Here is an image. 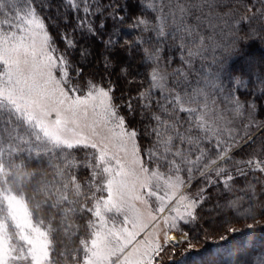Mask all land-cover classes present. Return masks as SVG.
<instances>
[{
	"label": "snow or ice",
	"instance_id": "6c2138e0",
	"mask_svg": "<svg viewBox=\"0 0 264 264\" xmlns=\"http://www.w3.org/2000/svg\"><path fill=\"white\" fill-rule=\"evenodd\" d=\"M201 26L227 29L229 55L242 57L241 42L264 43V0H0V264H156L182 243L169 233L195 224L210 188L231 192L243 178L255 197L264 149L240 159L233 149L264 127V76L248 59L249 124L234 133L218 98L239 114L238 86L248 84L240 73L225 89L223 61L210 74L193 69L207 59ZM166 47H179L186 68L169 71ZM73 227L83 235L68 257L57 237Z\"/></svg>",
	"mask_w": 264,
	"mask_h": 264
},
{
	"label": "rangeland",
	"instance_id": "374dc122",
	"mask_svg": "<svg viewBox=\"0 0 264 264\" xmlns=\"http://www.w3.org/2000/svg\"><path fill=\"white\" fill-rule=\"evenodd\" d=\"M53 11H55L53 9ZM149 17L154 20L155 13H148ZM45 18H47V14H45ZM49 23V29L52 31V34H56V27L55 25H52L51 22ZM189 23H193V20L189 18ZM111 26V25H109ZM205 30L203 32L206 36V47L207 51L204 53V56L207 57V59L201 60L199 58H196L193 61V69L196 71L200 70H206L207 73H211L214 68L218 67L219 65L215 63V61H223L224 64L228 63L229 65L232 64L231 68H228L227 71L224 72V79H223V87L229 91H231L234 87H237L234 85L230 77L232 75H238L239 73H244V78L247 81V88H245V85L241 83L239 87V91L237 93L238 99L245 105L244 109L240 111L238 114L234 108V105H229L227 99H226V93H221L219 96V100L223 101V104L221 105V110L225 112L227 119L231 121L230 127H232L234 133L238 132L240 135L244 134L245 131V125L249 124V117H248V102L253 98L250 96V93L253 91V88L256 86V81L253 76H251V72L249 69V65L247 63V60L250 59L256 66L259 67V75L264 76V43H262L258 38H252L248 41V43H241V48L243 49L244 55L239 58H233L229 55L228 52V46L230 45L231 41L234 39V37L230 34V32L225 29L224 31H221L219 28L216 29L215 34H213L212 30L207 28L206 26H202ZM125 32L127 33V30L125 29ZM208 33V34H207ZM207 34V35H206ZM130 35V34H129ZM207 37H211V39H207ZM243 37V36H242ZM132 38V35L129 36V39ZM170 38V37H169ZM171 40V38H170ZM100 51L99 45L97 46V52ZM185 56H187V51L185 52ZM132 58L129 57V60ZM211 62L212 68L209 70L206 65V62ZM179 61L173 66L171 64L169 71L171 69L177 68V67H185L181 63L180 57ZM214 61V62H212ZM231 62V63H230ZM240 62V63H239ZM236 63V64H235ZM223 64V65H224ZM200 65L204 66V68H199ZM139 66V61L132 60V68L133 70L135 67ZM197 67L199 69H197ZM187 70V69H186ZM143 72V69H141ZM240 71V72H239ZM89 72L86 71L85 75H88ZM190 80L195 83L196 79L198 78L196 75L190 72L189 74ZM123 87V84L121 85ZM133 90H135V85H133ZM119 95V93H117ZM227 105V107H225ZM257 122L258 123H264V100H260L257 102ZM183 115V114H182ZM210 119H212L211 115L209 116ZM264 127H256L255 125H252L248 130L251 132L252 140L254 141L255 138L258 137V134L261 130H263ZM259 141H261L264 144V134L259 137ZM258 141V140H257ZM255 142L249 141L241 144L240 148L233 149V153L240 149L241 153L238 156H235L236 159H240L242 156H245V154H252L254 152L249 151L253 148V144ZM248 145V146H246ZM246 146V147H245ZM264 146V145H263ZM263 146L259 145L258 150L264 149ZM255 147V146H254ZM247 148V149H246ZM259 151L255 152L258 153ZM78 159L82 160L84 158V151L79 150L75 153ZM31 170V169H30ZM89 178L88 172L84 168H80L78 171V180L81 183H84ZM240 181H235L233 185V191L227 192L225 191L222 186L212 187L211 192H209L208 199L217 197V200H212V202H209L208 204V210L210 209V213L208 214L209 219V225L214 227H221L223 229L217 230L218 234L212 236L206 237V239L201 240L200 243L198 241L192 240L191 236L188 234V228H190V225H181V228L183 231H172L169 234L175 238L176 241H181L182 243L178 244L177 247H167L165 250L161 253L163 255L164 253L171 251L170 249H178V248H188L194 251H198L199 248L204 245L208 244H214L217 245L224 243L229 238L235 236L236 234H242L246 231L253 232V231H263V235L259 236L258 240H255L254 244L247 243L249 238H245L244 240H240V242L233 243L231 246H228L227 250H223L221 252V256L217 258L216 261L212 262V264H260V261L262 258H264V212L261 211V206H264V194L257 191L258 187H262L260 184H255V197L252 196V192L250 189H248L247 184L248 182L244 180L243 178ZM251 179V178H250ZM238 180V179H237ZM237 184H240L239 186H236ZM200 187V181L199 177L196 178L194 181V185L191 188V192L195 193L197 189ZM240 197H246V199H239ZM232 200H238L239 203L237 207L230 208L227 207L230 201ZM207 202V201H206ZM205 202V205H206ZM252 205L253 208V215L249 217H244L243 215H240L239 213H243L245 209L249 207V205ZM202 208V207H201ZM200 210H198L197 215L199 216ZM227 218H230L231 221L227 224L222 223L227 220ZM81 224H83V221H80ZM249 225H252V228H249ZM230 229L232 231H230ZM77 229L75 227L70 228L68 230L67 234L61 233L60 236L57 237L58 243L57 248L58 250H63L68 257L71 256L74 249L78 248L79 246V238L81 235H83V229L81 228L79 230L78 235H73ZM216 231V230H215ZM185 232H187V236L185 235ZM226 239H222L225 238ZM262 238V239H261ZM262 242H261V241ZM206 241V242H205ZM247 241V242H246ZM162 242V237H161ZM251 242V241H249ZM207 243V244H206ZM184 244V245H183ZM245 245L255 248L254 250H244L246 249ZM261 246V247H259ZM207 247V246H206ZM204 247V248H206ZM193 251V252H194ZM192 252V251H191ZM187 253V252H186ZM188 257V256H187ZM187 257H184L182 260L184 262L186 261ZM210 254H203V257H201L203 260L213 261L214 259L210 258ZM159 257L157 258L156 264H160L158 261ZM220 261V263L218 262ZM61 264H67V262L64 260V258H61Z\"/></svg>",
	"mask_w": 264,
	"mask_h": 264
},
{
	"label": "trees",
	"instance_id": "16d2710c",
	"mask_svg": "<svg viewBox=\"0 0 264 264\" xmlns=\"http://www.w3.org/2000/svg\"><path fill=\"white\" fill-rule=\"evenodd\" d=\"M248 2L250 3L251 2V0H248ZM228 11V6H223V7H218L217 8V12H219V13H224V12H227ZM243 28H244V31H241L240 33H239V35L242 37V36H244L245 35V32L247 31V25H244L243 26ZM205 29L201 26V29H200V31H202V32H205L204 31ZM51 33H52V31H51ZM208 34V33H207ZM206 34V35H207ZM131 35V34H130ZM129 35V36H130ZM255 38V37H254ZM256 39V38H255ZM168 43L169 44H171L172 43V41L170 40V38H169V41H168ZM242 43V42H241ZM241 43H240V46H241ZM99 52V51H98ZM179 52H180V50H179V47H174L173 48V50H172V52L170 53L168 50H167V47H166V50H165V52L163 53V55L165 56V57H167L168 55H172L173 56V63H172V65L173 66H175V64L177 63V62H180L179 61V57H180V55H179ZM186 52V51H185ZM209 61V60H208ZM212 62H214V61H212ZM231 63V62H230ZM234 62H232V64H233ZM240 63V62H239ZM229 65L228 63H225L223 66H224V69H225V71H227V69L228 68H231V66H233V65ZM236 64V63H235ZM205 67H207L209 70L212 68V64H211V62L209 61V62H206V65H204ZM204 66H202V65H200V67L199 68H204ZM135 67V69L137 68L136 66H134ZM228 67V68H227ZM174 68V67H173ZM198 67H197V69H199ZM134 69V70H135ZM86 71L87 72H89L90 70H87L86 69ZM240 72V71H239ZM240 74V73H239ZM113 79H114V77H113ZM119 93V92H118ZM264 134V129L263 130H261L260 132H259V134H258V137L257 138H255V140H254V144L252 145L253 146V148L252 149H250L249 151H252V152H257V151H259L258 150V148H259V145L260 146H263L264 144L261 142V141H259V137L261 136V135H263ZM258 140V141H257ZM246 146H248V145H246ZM245 146V147H246ZM255 146V147H254ZM249 147V146H248ZM258 147V148H257ZM264 147V146H263ZM247 149V148H246ZM260 149V148H259ZM241 153V151H240V149H237L234 153H233V155L234 156H238L239 154ZM241 179H238V180H236V181H240ZM240 184H237L236 186H239ZM241 186V185H240ZM257 191L258 192H260V193H262V194H264V186H262V187H258L257 188ZM209 192H211V188L209 189V191H208V195H211V194H209ZM211 200H207V202H206V205L204 204L203 206H202V208H200L199 210H200V214H199V216H198V219H197V221L195 222V224H192L191 226H190V228H188V234L191 236V238H192V240H194V241H198V242H200V243H203V242H201V240H203V237H204V240L206 239V237H208V236H214V235H216V234H218L217 232V230H221V229H223V228H221V227H212V226H210L209 225V219H208V214L211 212L210 211V209L208 210V204H209V202H212V200H214V198H210ZM263 199H264V197H263ZM215 200H217V197L215 198ZM215 200H214V202L213 203H215ZM231 221V219L230 218H227V220L225 221V222H222V223H226L227 222V224L229 223ZM216 230V231H215ZM263 231H261V230H257V231H253V232H249V231H246L245 233H242V234H236L235 236H233V237H231V238H229L227 241H225L224 243H221V244H218L217 243V245H214V244H208V245H204L203 246V244H202V246L199 248V250L198 251H194V249L193 250H191V249H188V248H176V249H170L171 251H168V252H166V253H164L163 255H160L159 256V259H158V261H159V263L160 264H212V262H214V261H216L217 260V258H219L220 256H221V252L225 249V250H227V248H228V246H231L233 243H236V242H240V240H244L245 238H247L248 239V237H250L249 238V240H248V242L247 243H249V244H254V242H255V240H258L259 238V236H262L263 235V233H262ZM244 235V236H243ZM249 241H251V242H249ZM206 242V241H205ZM207 244V243H206ZM184 245V244H183ZM207 246V247H206ZM246 247V249H244V250H254L255 248H251V247H249V246H247V245H245ZM204 247H206V248H204ZM259 247H261V246H259ZM251 250V251H252ZM192 251V252H191ZM194 251V252H193ZM187 252V253H186ZM208 252H209V254H210V258H212V259H214L213 261H208V260H203L201 257H203V254H208ZM188 256V257H187ZM184 257H187V259H186V261L184 262V260H182ZM219 263H220V261H218Z\"/></svg>",
	"mask_w": 264,
	"mask_h": 264
},
{
	"label": "bare ground",
	"instance_id": "6f19581e",
	"mask_svg": "<svg viewBox=\"0 0 264 264\" xmlns=\"http://www.w3.org/2000/svg\"><path fill=\"white\" fill-rule=\"evenodd\" d=\"M244 236V235H243ZM262 239V238H261ZM261 241V240H260ZM262 242V241H261Z\"/></svg>",
	"mask_w": 264,
	"mask_h": 264
}]
</instances>
